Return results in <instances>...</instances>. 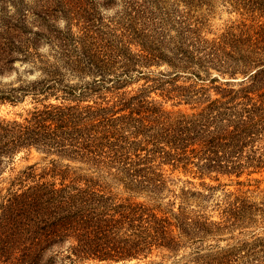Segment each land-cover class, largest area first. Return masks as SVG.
I'll use <instances>...</instances> for the list:
<instances>
[{
	"label": "trees",
	"instance_id": "obj_1",
	"mask_svg": "<svg viewBox=\"0 0 264 264\" xmlns=\"http://www.w3.org/2000/svg\"><path fill=\"white\" fill-rule=\"evenodd\" d=\"M195 1L0 0V79L17 63L40 72L0 85V104L39 103L20 120L0 117V177L6 161L32 148L154 200L169 191L164 166L214 180L264 172V24L208 39L189 20ZM98 7L113 14L103 18ZM154 67L164 70L154 76ZM238 75L246 79L219 78ZM150 91L190 112L164 111ZM52 172L57 185L29 170L0 188V264L152 263L156 251L186 249L190 264L260 263L254 244L224 238L264 214L243 196L228 194L214 220L200 191L182 190L176 210L164 211L68 177L67 167Z\"/></svg>",
	"mask_w": 264,
	"mask_h": 264
},
{
	"label": "rangeland",
	"instance_id": "obj_2",
	"mask_svg": "<svg viewBox=\"0 0 264 264\" xmlns=\"http://www.w3.org/2000/svg\"><path fill=\"white\" fill-rule=\"evenodd\" d=\"M251 1V2H250ZM101 2V0H99ZM256 2L259 6L252 7L251 3ZM119 2H116L115 7H120ZM180 7H183L180 5ZM99 11L102 12V17H107L113 14L112 11L103 10L102 7H98ZM191 23H198L200 30L206 38H216L226 28L238 24H264V0H245V2L236 3L234 0H196L195 6L190 8ZM30 19L31 17L28 16ZM40 54L47 55L49 51L47 48L42 49ZM18 71L10 77L0 79V85L17 86L18 81H29L38 79L40 72L36 66H32L30 63L20 65L17 63ZM164 70L163 67L160 69L151 68L154 76H158L157 72ZM253 70V69H252ZM211 75L214 77L217 73L212 70ZM71 78V77H68ZM222 80H228L231 82H239L243 79L241 75L237 76V79L226 77H219ZM181 80V79H180ZM180 80L178 84H181ZM72 82H76V78H71ZM143 83L140 80L127 88V90H135ZM248 85V83H244ZM150 97H152L158 104L162 106L164 111L174 113L177 111H183L189 113V107L184 104H178L175 101L163 99L159 95V91H150ZM54 102L53 99H51ZM39 103L34 102L30 96L24 98L23 101H19L16 104L2 103L0 104V117L5 119H16L20 120L25 117L34 106ZM67 167L68 177H78L80 179L91 177L93 181L99 185L105 186L107 189L113 191L116 197L119 199L130 198L136 202H143L150 207H159L166 211L171 208L168 204L172 203L176 210L179 202L181 201V191L189 189L191 191H200L205 194H209V197L202 202L203 211L211 216L212 219L217 220L219 218V208H221L225 201L229 199L228 194L240 195L251 203L256 204L258 207L264 210V172L254 173L250 176L242 175L238 179L235 177H227L219 175L217 180L212 179V176L199 177L193 173H184L182 170L170 171L168 166H164L165 176L168 177L169 181L167 188L169 191H165L163 195L156 200L147 197V195L129 193L121 186L117 185L110 178H104L97 173L93 172L85 164L76 161L69 160L66 158L59 157L57 155H50L34 148L26 149L15 155L9 161H6L4 165V172L0 177V188L5 189L9 186V180L20 172L29 170L35 174V180L46 182H54L56 185L59 184V176H56L52 171L65 170ZM30 168V169H29ZM72 178H67V182ZM241 182V183H238ZM206 183L209 186H213L215 189L208 192L201 183ZM175 194V196H174ZM231 196V198H232ZM189 203L196 207V199L188 198ZM159 200V202H158ZM263 205V207H262ZM255 222L241 229L240 231H234L231 235L229 232H225L224 238L232 237L235 240L243 241L248 244H254L260 263L264 264V214H257L255 216ZM227 241H221V245H224ZM190 249L181 250L175 255H170L166 252H154L152 254V263L143 260H131L126 262H118L115 264H190L193 257L188 256ZM75 264H96L93 261H76ZM101 264V263H97ZM237 264H243V261H239Z\"/></svg>",
	"mask_w": 264,
	"mask_h": 264
}]
</instances>
